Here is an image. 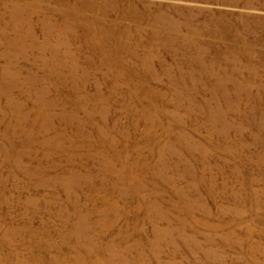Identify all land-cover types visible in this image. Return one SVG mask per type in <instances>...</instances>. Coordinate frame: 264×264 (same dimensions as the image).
Here are the masks:
<instances>
[{"label": "rangeland", "instance_id": "1", "mask_svg": "<svg viewBox=\"0 0 264 264\" xmlns=\"http://www.w3.org/2000/svg\"><path fill=\"white\" fill-rule=\"evenodd\" d=\"M0 264H264V0H0Z\"/></svg>", "mask_w": 264, "mask_h": 264}]
</instances>
